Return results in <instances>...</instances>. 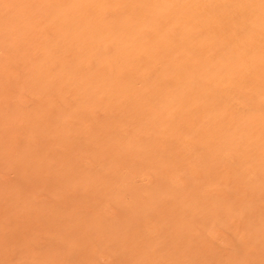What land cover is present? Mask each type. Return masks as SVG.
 Returning <instances> with one entry per match:
<instances>
[{
    "label": "rangeland",
    "instance_id": "374dc122",
    "mask_svg": "<svg viewBox=\"0 0 264 264\" xmlns=\"http://www.w3.org/2000/svg\"><path fill=\"white\" fill-rule=\"evenodd\" d=\"M157 1L0 0V224L19 230L24 199L75 216L90 230L72 258L103 244L115 264L163 243L234 250L237 233L202 238L189 217L259 229L264 7Z\"/></svg>",
    "mask_w": 264,
    "mask_h": 264
},
{
    "label": "clouds",
    "instance_id": "9594fccd",
    "mask_svg": "<svg viewBox=\"0 0 264 264\" xmlns=\"http://www.w3.org/2000/svg\"><path fill=\"white\" fill-rule=\"evenodd\" d=\"M72 180L66 177L64 183L70 185ZM15 191L11 185H4V192L11 197L7 203H16L11 195ZM16 215L22 221L19 230L0 224V264H115L113 257L119 254L118 248L103 244L87 249L89 259L72 258L85 251L82 235L90 230L89 225L79 223L75 216L55 222L37 219L26 199L16 204ZM209 222L215 223L221 235L238 234L235 248L227 256L216 257L200 249L173 250L163 243L143 253L130 247L135 258L125 264H264V221L256 231L242 225L239 216L223 214L210 216L207 221L189 217L185 225L205 238Z\"/></svg>",
    "mask_w": 264,
    "mask_h": 264
},
{
    "label": "bare ground",
    "instance_id": "6f19581e",
    "mask_svg": "<svg viewBox=\"0 0 264 264\" xmlns=\"http://www.w3.org/2000/svg\"><path fill=\"white\" fill-rule=\"evenodd\" d=\"M161 1V3H163V2H165V3H168V2H166L165 0H160ZM171 1V0H170ZM227 1H229V0H227ZM226 1V2H227ZM234 3H236L238 6H240V8H241V10H243V11H245V10H248V9H250V8H254V7H258V6H260L261 4H262V0H232ZM156 2H158L157 0H156ZM198 2H200V1H198ZM212 2V1H211ZM224 2V1H223ZM233 3V4H234ZM203 5H201V3H200V5H199V7H203L204 5H206V4H204V2L202 3ZM163 5V4H162ZM212 5V4H211ZM224 8V7H223ZM255 8V9H256ZM262 8V5H261V7H260V9ZM258 9H259V7H258ZM181 10H183V8L181 9ZM263 10V9H262ZM174 11V10H173ZM184 11H186L187 13L189 12L190 13V8H184ZM255 11V10H254ZM175 12V11H174ZM249 12V11H248ZM182 13H184V12H182ZM188 13V14H189ZM202 16V15H201ZM208 18V17H207ZM202 19H205V17H202ZM213 19V18H212ZM214 20V19H213ZM206 20H204V22H205ZM187 22V21H186ZM217 22V21H216ZM214 25V24H213ZM172 30V29H171ZM173 34V33H172ZM176 35V34H175ZM174 45V44H173ZM185 50V49H184ZM193 66V65H192Z\"/></svg>",
    "mask_w": 264,
    "mask_h": 264
}]
</instances>
